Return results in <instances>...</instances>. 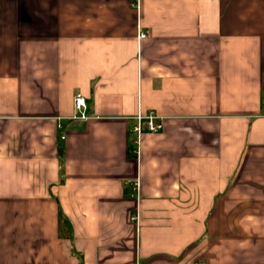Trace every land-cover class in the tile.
Segmentation results:
<instances>
[{
	"label": "crops",
	"instance_id": "obj_1",
	"mask_svg": "<svg viewBox=\"0 0 264 264\" xmlns=\"http://www.w3.org/2000/svg\"><path fill=\"white\" fill-rule=\"evenodd\" d=\"M0 264H264V0H0Z\"/></svg>",
	"mask_w": 264,
	"mask_h": 264
},
{
	"label": "built area",
	"instance_id": "obj_2",
	"mask_svg": "<svg viewBox=\"0 0 264 264\" xmlns=\"http://www.w3.org/2000/svg\"><path fill=\"white\" fill-rule=\"evenodd\" d=\"M147 36V34L145 32H141L140 33V38H145ZM75 107L76 109L79 111V115H75L73 116L74 119H88L89 116L85 113V109L87 107V102L85 97L82 94H78L75 97ZM146 118L148 120V129L152 132H157L159 130L162 129L163 127V123L161 118L156 114V112H150L149 114H147L146 116H142L141 114L137 116V125L135 126V132L137 133V138L135 140L136 143V149H135V153L138 154L139 153V144H140V134L142 131V126H141V122L142 120ZM64 138V137H63ZM135 190H137L138 188V183H136L135 185ZM133 220H138L137 215H134L132 217Z\"/></svg>",
	"mask_w": 264,
	"mask_h": 264
}]
</instances>
